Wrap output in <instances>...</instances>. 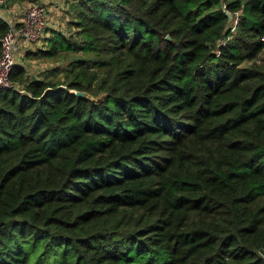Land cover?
<instances>
[{"label": "trees", "instance_id": "trees-1", "mask_svg": "<svg viewBox=\"0 0 264 264\" xmlns=\"http://www.w3.org/2000/svg\"><path fill=\"white\" fill-rule=\"evenodd\" d=\"M72 7L26 55L94 58L0 89V264H264V0Z\"/></svg>", "mask_w": 264, "mask_h": 264}, {"label": "rangeland", "instance_id": "rangeland-1", "mask_svg": "<svg viewBox=\"0 0 264 264\" xmlns=\"http://www.w3.org/2000/svg\"><path fill=\"white\" fill-rule=\"evenodd\" d=\"M40 0H26L25 4H29L30 2H37ZM76 1V0H73ZM15 2L5 0L3 3V8L8 10L13 7ZM19 5V2H16ZM51 4V3H49ZM25 5V6H26ZM21 6L20 8H22ZM19 8V9H20ZM13 16L12 12H4ZM237 15V14H236ZM66 16V17H65ZM68 19V20H67ZM75 19V10L74 7H69V11L65 13L63 17L58 19L59 23L64 24V26H57L59 32H63L64 35L70 41H78L79 37L77 34L76 27L73 25V21ZM69 21V22H68ZM235 25V21H233V26ZM48 48V44H45L44 39H41L39 42L28 45L26 48H23L18 54L17 63L21 64L26 71L27 75L36 76V77H46L52 80H65L64 75L69 69V62L73 59L84 58V59H93L94 57L91 54L83 53L80 51H60L53 57H44V56H27V51H37V49ZM243 66H255L259 70L264 73V47L260 51V53L253 59L249 61H244L242 63ZM52 69H58L59 72L51 73ZM69 77V73H67ZM69 79V78H67Z\"/></svg>", "mask_w": 264, "mask_h": 264}, {"label": "built area", "instance_id": "built-area-1", "mask_svg": "<svg viewBox=\"0 0 264 264\" xmlns=\"http://www.w3.org/2000/svg\"><path fill=\"white\" fill-rule=\"evenodd\" d=\"M4 1L0 0V17L6 22L7 30L0 38V89L11 86L9 74L19 52L39 42L49 24V12L42 0L27 4L17 19L3 16Z\"/></svg>", "mask_w": 264, "mask_h": 264}, {"label": "crops", "instance_id": "crops-1", "mask_svg": "<svg viewBox=\"0 0 264 264\" xmlns=\"http://www.w3.org/2000/svg\"><path fill=\"white\" fill-rule=\"evenodd\" d=\"M25 1L26 0L20 1L19 5H17L15 2L13 7L8 9V10H5L4 8H2L3 16L6 17L7 19H17L18 17H20L21 11L26 5ZM42 1L45 2L47 9H48V12H49V24H48V27L46 29L45 35L42 38V39H44L45 44H48L47 41H52V39H55L56 33H61L64 35L63 32L57 31L58 30L57 26H59V25H60V27L64 26V24L58 22V19H60V17H63L65 15V13L67 11H69V7H72L75 1H73V0H42ZM49 3H51V4H49ZM21 6H23V7L20 8ZM4 12H12L13 16H10V14L4 13ZM64 37L67 38L65 35H64ZM41 49L43 50L46 48H41ZM37 50H39V49H37Z\"/></svg>", "mask_w": 264, "mask_h": 264}, {"label": "water", "instance_id": "water-1", "mask_svg": "<svg viewBox=\"0 0 264 264\" xmlns=\"http://www.w3.org/2000/svg\"><path fill=\"white\" fill-rule=\"evenodd\" d=\"M224 14H225V16H226L228 19L230 18V14H229L228 11H225ZM166 39L168 40V39H169V36H166ZM75 94H76L77 96H80V97H82V96L84 95L83 92H76Z\"/></svg>", "mask_w": 264, "mask_h": 264}]
</instances>
